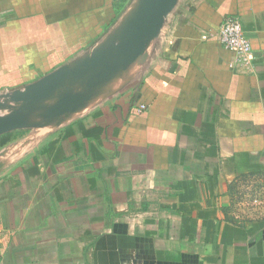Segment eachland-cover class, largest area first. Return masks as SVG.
I'll use <instances>...</instances> for the list:
<instances>
[{
  "label": "crops",
  "instance_id": "0c3cea01",
  "mask_svg": "<svg viewBox=\"0 0 264 264\" xmlns=\"http://www.w3.org/2000/svg\"><path fill=\"white\" fill-rule=\"evenodd\" d=\"M137 2L0 0V93L108 41ZM229 16L248 71L218 38ZM69 114L0 135V264H264V219L231 211L264 174V0H178Z\"/></svg>",
  "mask_w": 264,
  "mask_h": 264
},
{
  "label": "water",
  "instance_id": "95a60500",
  "mask_svg": "<svg viewBox=\"0 0 264 264\" xmlns=\"http://www.w3.org/2000/svg\"><path fill=\"white\" fill-rule=\"evenodd\" d=\"M178 0H138L123 27L108 41L77 60L63 64L22 88L0 93V135L48 124L81 109L96 88L118 78L159 34ZM80 82L79 90L69 86ZM63 90L55 102L45 101ZM7 109V112H2ZM38 117L41 121L31 118ZM3 165L0 163V171Z\"/></svg>",
  "mask_w": 264,
  "mask_h": 264
},
{
  "label": "rangeland",
  "instance_id": "374dc122",
  "mask_svg": "<svg viewBox=\"0 0 264 264\" xmlns=\"http://www.w3.org/2000/svg\"><path fill=\"white\" fill-rule=\"evenodd\" d=\"M82 84L77 82L71 86L73 91L79 90ZM103 88V87H102ZM102 88L99 92H101ZM63 90H61L62 92ZM60 90L55 93V97L51 100L47 99L46 104H51L56 101L57 96L61 93ZM57 95V96H56ZM3 109L2 112H7ZM70 114L60 116L52 122H58L69 117ZM34 121H41L38 117L31 118ZM253 178V177H252ZM232 212L239 215V220L246 221L250 219H264V174H260L254 179H242L232 187Z\"/></svg>",
  "mask_w": 264,
  "mask_h": 264
},
{
  "label": "built area",
  "instance_id": "2783aa9c",
  "mask_svg": "<svg viewBox=\"0 0 264 264\" xmlns=\"http://www.w3.org/2000/svg\"><path fill=\"white\" fill-rule=\"evenodd\" d=\"M217 35L221 44L233 53L230 66L238 71L250 70L254 55L240 19L235 16L226 17L221 22ZM140 108H144V105Z\"/></svg>",
  "mask_w": 264,
  "mask_h": 264
},
{
  "label": "bare ground",
  "instance_id": "6f19581e",
  "mask_svg": "<svg viewBox=\"0 0 264 264\" xmlns=\"http://www.w3.org/2000/svg\"><path fill=\"white\" fill-rule=\"evenodd\" d=\"M57 96V95H56ZM55 96L53 95V96H51L50 98H48L49 100H51V99H53Z\"/></svg>",
  "mask_w": 264,
  "mask_h": 264
}]
</instances>
